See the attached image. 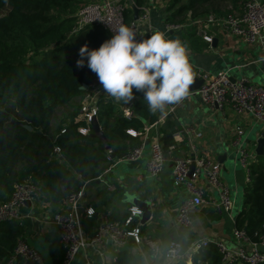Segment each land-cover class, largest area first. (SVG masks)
Returning a JSON list of instances; mask_svg holds the SVG:
<instances>
[{"label":"trees","instance_id":"16d2710c","mask_svg":"<svg viewBox=\"0 0 264 264\" xmlns=\"http://www.w3.org/2000/svg\"><path fill=\"white\" fill-rule=\"evenodd\" d=\"M89 1L0 0V202L9 198L13 184L25 177L31 178L45 196L62 199L61 186L67 193L76 190L83 180L97 178L141 142L126 132L127 128L141 131L144 127L140 108L146 106V101L136 91L130 120L123 117L118 100L107 93L98 97L97 120L111 143L110 159L102 140L93 135L92 126L87 134L79 132L78 127L85 124L77 118L81 100L89 92L81 86L98 78L86 63L84 67L77 66L79 49L85 44L96 49L111 37L99 25L75 30V11ZM155 1L165 4L167 24L192 23L185 34L187 45L196 40L205 17L215 14L211 2L216 0ZM229 1L235 6L242 0ZM148 3L149 0L128 2L125 22L133 19L134 8L141 14ZM197 19L200 21L195 23ZM59 106L64 110L55 116ZM54 146L60 147L59 155L53 154ZM162 147L166 153L168 148L163 143ZM249 168L250 180L234 217V228L259 242L264 237V153L256 154ZM111 218L120 220L118 214ZM137 223L133 217L126 228ZM21 237L23 228L18 221H0V264H6ZM62 257L53 264H61ZM191 264L248 263L222 262L214 244L209 243L192 254Z\"/></svg>","mask_w":264,"mask_h":264},{"label":"crops","instance_id":"0c3cea01","mask_svg":"<svg viewBox=\"0 0 264 264\" xmlns=\"http://www.w3.org/2000/svg\"><path fill=\"white\" fill-rule=\"evenodd\" d=\"M244 1L246 0L238 2L235 6H232L229 0L212 1V6L215 8L214 15L220 16L230 10L238 11ZM166 15L164 3L155 1L149 4L148 19L138 23L139 34L143 36L141 39L147 38L153 30L159 29L168 38H179L186 44L185 34L192 23L176 29H167ZM204 36H209L211 40L207 41ZM186 46L193 72L200 70L213 75L226 72L231 80L244 77L252 83L264 85V33L256 43L249 45L222 29L220 25L205 21L200 25L196 40ZM133 91L143 94L136 89ZM135 99L134 95L129 102ZM118 103L119 108L127 104L124 101ZM170 107H172L171 111H169ZM140 111L143 113L144 126L154 123L160 116L166 114L165 121L150 130V139L157 134L165 148H168L163 170L156 177H143L148 157L147 147L139 160L119 162L105 173L102 179H88L79 208L80 211L85 207H92L94 210L91 217L85 216L82 220L85 232L91 235L101 225L104 215L108 212L111 217L118 214L120 217L118 221H123L129 215L130 209L140 211L142 214L140 208L126 202L128 195L149 201L147 219L142 222V219L136 216L137 225L141 233L159 240L162 246L161 253L156 259H151L144 244H136L129 239L127 245L118 251L108 245L102 256L94 253L90 248L81 249L72 264H164L166 262L164 248L171 239L179 240L187 249L201 238L221 239L230 248H235L237 245L232 234L236 214L232 212L230 215H218L211 206L202 205L193 214V224L190 228L179 229L174 225L176 211L188 194L184 185L173 184L172 162L190 153L189 137L184 132V128L191 126L201 132L202 138L195 144L196 153L211 156L222 164L221 178L233 192L237 213L246 182L231 146L233 130L235 125L242 124L247 145L256 148L257 137L264 133V122H255L247 113L237 115L227 106L222 109L210 107L201 102L195 92H189V96L179 103L167 105L163 112H151L147 101L146 106L140 108ZM151 117L155 118L150 121ZM164 134L168 136L161 139ZM150 139H147V144ZM140 177L143 179L139 180ZM105 183L115 185V189L108 190ZM204 186L206 195L216 198L215 190L206 184ZM238 196L241 197L240 202L237 201ZM63 208L60 199L53 200L41 193L23 210L22 217L18 221L23 228L24 239L40 247L46 244L51 262L47 263L43 258L40 264H53L55 259L63 255L59 228L52 220L53 213ZM112 255L116 257L114 262H111ZM191 256L186 257L188 263H191ZM16 264L30 263L18 260Z\"/></svg>","mask_w":264,"mask_h":264},{"label":"built area","instance_id":"2783aa9c","mask_svg":"<svg viewBox=\"0 0 264 264\" xmlns=\"http://www.w3.org/2000/svg\"><path fill=\"white\" fill-rule=\"evenodd\" d=\"M152 2L153 0H149V3L143 7V12L138 14V18H133L127 23L124 19V11L128 5V0H105L104 2L90 0L75 11V30L84 29L89 25H99L113 35L120 24H126L133 28L138 34L137 38L141 39L138 23L148 19V6ZM199 21L197 19L194 22L198 23ZM205 21L220 25L222 29L246 44H254L264 33V0H246L240 10L230 11L220 16L208 15L205 17ZM182 26L167 24V29H176ZM204 38L207 41L211 40L209 36H204ZM193 74L201 80L199 88L195 91L201 102L218 109L227 106L237 115L247 113L253 117L255 122H264V85L252 83L244 77L231 80L226 72L213 75L205 71L195 70ZM85 89L89 92L81 100V108L77 117L85 123L78 127L81 134L90 132L92 122L97 120L98 116V97L106 93L98 78L90 85H86ZM131 104L132 102H129L121 107L123 117L127 120H130L134 115ZM171 110L172 107L169 111ZM165 118L166 114H163L154 123L144 126L141 131L127 128L128 134L140 138V144L110 164L97 178L102 179V176L119 162L139 160L147 147L148 157L143 177L158 176L165 166L166 153L157 134L150 139V130L163 123ZM64 131L61 132L64 133ZM184 132L189 137L190 153L174 159L171 168L173 184L175 186L184 185L188 194L174 216V225L179 229H188L192 226L193 214L202 205L211 206L218 215H230L234 208L230 189L221 178L222 164L211 156L196 153L195 144L201 140L202 133L191 126H186ZM244 135L243 125L240 123L235 125L231 146L234 149L238 165L243 171L244 180L248 182L250 180L249 166L257 153L255 147L250 148L247 145ZM261 137H264V133L260 134L257 139ZM147 139H150L148 144L146 143ZM106 153L107 159H110V148L106 150ZM53 154H60L59 146L53 147ZM191 165H193L192 170ZM77 176L82 178L79 173ZM142 179L139 178V180ZM86 182L87 180H83L76 190L66 193L60 199L64 208L56 211L52 216L53 222L60 231L59 241L63 250L61 264H72L81 249L90 248L100 256L105 253L108 245L113 246L118 251L127 245L129 239H132L136 244H144L149 251V257L156 259L162 250L159 240L141 233L138 225L131 229L126 228L140 211L130 209L129 215L123 221L112 219L108 212L104 215L101 225L91 235L85 232L82 223L83 217H91L94 213L92 207H85L82 211L79 208V204L85 195ZM205 184L215 190L216 198L206 195ZM105 186L110 191L115 189V185L110 183H105ZM40 194L39 187L29 177L15 182L9 198L0 202V221H19L27 204L30 205ZM232 234L237 242L235 248L228 247L221 239L201 238L187 249L179 240L171 239L164 248V256L166 257L164 264H173V261L187 263V256H191L200 248L208 246L209 243L214 244L221 255L222 262L260 264L264 261V237L259 242H254L244 231L236 228L233 229ZM115 259V255H112L111 262H114ZM18 260L25 263L40 264L43 262V256L26 239L21 237L6 264H16Z\"/></svg>","mask_w":264,"mask_h":264},{"label":"clouds","instance_id":"9594fccd","mask_svg":"<svg viewBox=\"0 0 264 264\" xmlns=\"http://www.w3.org/2000/svg\"><path fill=\"white\" fill-rule=\"evenodd\" d=\"M137 37L133 28L120 24L98 48L83 45L77 66L84 67L86 63L103 90L114 99L128 103L136 89L143 92L151 112H163L167 105L189 96L193 72L187 46L159 29L147 38Z\"/></svg>","mask_w":264,"mask_h":264},{"label":"water","instance_id":"95a60500","mask_svg":"<svg viewBox=\"0 0 264 264\" xmlns=\"http://www.w3.org/2000/svg\"><path fill=\"white\" fill-rule=\"evenodd\" d=\"M128 2L131 3V0H128ZM133 11H134L133 12V18L137 19L138 18V14H139L138 13V9L134 8ZM192 72H193V67H192ZM200 84H201V80L198 79L197 77L193 76V83L190 86L189 92H195L199 88ZM85 87H86L85 84H83L81 86V88H84V89H85ZM92 129H93V135L97 136L98 138H100L102 140L106 150L109 149L111 147V143L106 140V138H105L100 126H99V123H98V121L96 119L92 122ZM147 142H148V140L146 141V143ZM263 147H264V137L258 138L257 141H256V148H255L256 149V153L258 155L262 154ZM192 169H193V165H191V170ZM61 192H62L63 196L66 195V193H67L66 189L63 186H61ZM126 202L133 203L136 207L140 208V210L142 211V214L141 213H137L136 216L140 217L142 219V222H144L147 219L148 212H149V205H150L149 201L136 199V197H134L133 195H128L127 199H126ZM27 206H29V203L27 204ZM28 243L41 253V255L43 256V258L45 259V261L47 263L51 262V258H50L49 254L47 252V249H46V244H44L43 247H40L36 243H32V242H29V241H28ZM173 263H176V261H173ZM30 264H32V263H30Z\"/></svg>","mask_w":264,"mask_h":264},{"label":"rangeland","instance_id":"374dc122","mask_svg":"<svg viewBox=\"0 0 264 264\" xmlns=\"http://www.w3.org/2000/svg\"><path fill=\"white\" fill-rule=\"evenodd\" d=\"M64 109H63V107L62 106H59L56 110H55V116H57V115H59L60 114V112L61 111H63ZM228 186V185H227ZM229 187V186H228ZM230 189V188H229ZM230 195H231V198H232V200L234 201V198H233V192L231 191V189H230ZM240 200H241V197L240 196H238L237 197V201L238 202H240ZM232 213L235 215L236 214V209H235V207L232 209ZM186 263V262H185ZM186 264H191V263H186Z\"/></svg>","mask_w":264,"mask_h":264}]
</instances>
